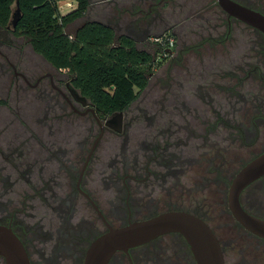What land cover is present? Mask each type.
<instances>
[{
	"label": "flooded vegetation",
	"instance_id": "flooded-vegetation-1",
	"mask_svg": "<svg viewBox=\"0 0 264 264\" xmlns=\"http://www.w3.org/2000/svg\"><path fill=\"white\" fill-rule=\"evenodd\" d=\"M231 1L264 17V0ZM117 2V34L168 71L153 67L138 98L104 116L67 70L5 56L20 111L0 119V226L31 264H84L110 228L184 212L212 231L224 264H264V238L230 207L234 178L264 153V33L218 0ZM7 91L0 111L13 108ZM239 202L264 221V175ZM108 264L198 262L185 237L169 233Z\"/></svg>",
	"mask_w": 264,
	"mask_h": 264
},
{
	"label": "trees",
	"instance_id": "trees-1",
	"mask_svg": "<svg viewBox=\"0 0 264 264\" xmlns=\"http://www.w3.org/2000/svg\"><path fill=\"white\" fill-rule=\"evenodd\" d=\"M61 1L0 0V27L7 28L14 7L19 8L14 33L27 39L35 54L54 69L67 70L75 88L102 115L126 110L138 98L136 89L147 87L153 56L101 22H86L68 32L69 26L87 15L91 0H73L77 9L66 15L60 12Z\"/></svg>",
	"mask_w": 264,
	"mask_h": 264
},
{
	"label": "water",
	"instance_id": "water-1",
	"mask_svg": "<svg viewBox=\"0 0 264 264\" xmlns=\"http://www.w3.org/2000/svg\"><path fill=\"white\" fill-rule=\"evenodd\" d=\"M231 15L258 28L264 33V17L259 16L231 0H218ZM18 6V4H17ZM20 9L14 12L8 28L16 29ZM264 175V153L245 166L234 178L230 191V207L236 219L248 230L264 238V221L250 216L240 206L241 192ZM169 233L182 234L191 246L198 264H224L219 242L198 218L184 212H168L153 218L110 230L89 248L84 264H108L115 253L148 243ZM0 256L6 264H31L28 254L14 232L0 226Z\"/></svg>",
	"mask_w": 264,
	"mask_h": 264
},
{
	"label": "rangeland",
	"instance_id": "rangeland-1",
	"mask_svg": "<svg viewBox=\"0 0 264 264\" xmlns=\"http://www.w3.org/2000/svg\"><path fill=\"white\" fill-rule=\"evenodd\" d=\"M120 1V0H117ZM117 1H109V0H91V4L89 6V11L87 13V15L77 21L74 22L71 26H69L68 28V32H73L75 31L80 25L86 23V22H101L103 24L112 26L115 23V19H114V14L115 13H119V10H114V8L116 9L117 6L113 3H118ZM66 3H72L75 4V1H66ZM65 6V5H64ZM17 10V8L14 7V12ZM62 15H66L67 12L66 11H62L61 13ZM118 32V31H117ZM116 32V33H117ZM120 33H123L120 32ZM118 35V34H117ZM119 36V35H118ZM23 52V53H22ZM22 53V55H24L26 58H31L33 59V61L36 62H41L43 61V58L37 54H35L31 48V46L29 45L27 39H25L24 37L20 36L19 34H15L14 30L11 29H7V28H1L0 27V62L4 65L5 69L0 73V78H2L3 82H8L7 85L5 84H0V92L1 89L3 88L8 89L7 94H8V98H10V103L12 104L13 108H9L6 109L5 111H0V114L2 112V117H0V119H11V116L8 114V112H10L11 110L15 109L16 111H20V107H18L15 104V96L13 93V89L15 88V75L13 72V69L11 67H9V64L7 62V59L5 58V56L12 62L15 63V59L16 58H20V54ZM191 55V53L189 54ZM154 67V71L159 75L161 72L163 71H168L167 66L162 67L161 65H155ZM2 66L0 64V70H1ZM173 69V68H172ZM18 72H20V68L18 69ZM155 80V79H154ZM153 80V82H154ZM136 93H139V89H136ZM18 193H20V190L18 191ZM15 193H10L9 198L13 199L14 202L16 201V199H14L15 197ZM18 200L20 201V198L18 196ZM27 204H30V202H28ZM20 209V206H19ZM34 260H37L38 257L37 255L33 256ZM3 261L0 259V263H2Z\"/></svg>",
	"mask_w": 264,
	"mask_h": 264
},
{
	"label": "crops",
	"instance_id": "crops-1",
	"mask_svg": "<svg viewBox=\"0 0 264 264\" xmlns=\"http://www.w3.org/2000/svg\"><path fill=\"white\" fill-rule=\"evenodd\" d=\"M66 1H70V0H66ZM73 1V0H72ZM60 3H62V4H64L63 6H64V11H66L67 13H70V12H72V11H74L75 9H76V4H72V3H66L65 2V0L64 1H61V2H59V4ZM75 3V2H74ZM69 4H71L72 5V8H69ZM61 12V11H60ZM62 13V12H61Z\"/></svg>",
	"mask_w": 264,
	"mask_h": 264
},
{
	"label": "built area",
	"instance_id": "built-area-1",
	"mask_svg": "<svg viewBox=\"0 0 264 264\" xmlns=\"http://www.w3.org/2000/svg\"><path fill=\"white\" fill-rule=\"evenodd\" d=\"M75 4L78 6L77 2H75ZM63 5L64 4H62V3L59 4V9H60L61 12L64 11V6ZM68 6H69V8H72L71 4H69ZM77 6H76V9H77Z\"/></svg>",
	"mask_w": 264,
	"mask_h": 264
}]
</instances>
